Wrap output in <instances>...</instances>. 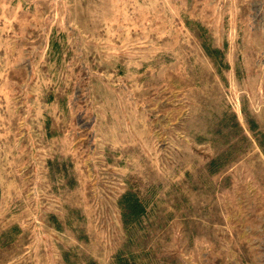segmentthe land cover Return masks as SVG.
Instances as JSON below:
<instances>
[{
  "label": "rangeland",
  "instance_id": "374dc122",
  "mask_svg": "<svg viewBox=\"0 0 264 264\" xmlns=\"http://www.w3.org/2000/svg\"><path fill=\"white\" fill-rule=\"evenodd\" d=\"M0 264H264V0H0Z\"/></svg>",
  "mask_w": 264,
  "mask_h": 264
},
{
  "label": "trees",
  "instance_id": "16d2710c",
  "mask_svg": "<svg viewBox=\"0 0 264 264\" xmlns=\"http://www.w3.org/2000/svg\"><path fill=\"white\" fill-rule=\"evenodd\" d=\"M132 207H133V209L136 211V212H139V211H141L142 210V206L138 203V202H135L133 205H131ZM140 213V212H139ZM138 213V214H139ZM138 216V215H137ZM132 217L133 218V220H138L139 219V216L138 217ZM127 218V220H128V218L130 219V216L129 217H126Z\"/></svg>",
  "mask_w": 264,
  "mask_h": 264
}]
</instances>
